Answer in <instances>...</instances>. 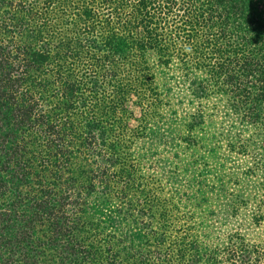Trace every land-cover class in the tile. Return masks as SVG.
Returning a JSON list of instances; mask_svg holds the SVG:
<instances>
[{
	"label": "rangeland",
	"instance_id": "374dc122",
	"mask_svg": "<svg viewBox=\"0 0 264 264\" xmlns=\"http://www.w3.org/2000/svg\"><path fill=\"white\" fill-rule=\"evenodd\" d=\"M18 1L0 4V47L6 46L13 55L17 46L29 53L26 58L34 63L25 87L41 95L40 108L48 112L64 147L71 150V164L58 162L62 166L57 179L41 173L42 161L47 160L46 168L54 167L55 143L26 137L33 171L19 185L22 203L6 201L0 206L13 218L9 238L18 245L2 248V255H11L20 264H190L185 244L192 242L202 258L199 264H205L204 254L212 250L219 254L232 232L239 245L264 256V114L256 123L233 115L217 87L211 86L201 98L195 96L191 80L197 82L204 75L194 66L219 59L210 46H200L195 53L196 47L177 42L171 29L170 44H159L166 52L163 57L148 50L143 59L153 75L149 87L126 95L121 105L109 91L102 96L80 84L87 85L84 75L95 58L89 57L93 45L76 44L80 32L73 27V11L65 12L60 0H20L28 11L17 15L7 5L15 8ZM239 2L264 31V0ZM9 14L15 19L4 18ZM169 21L171 26L180 24L175 15ZM198 34L211 36L205 30ZM65 36L71 44H64ZM164 60L166 66L161 65ZM86 61L89 66L80 72L78 62ZM75 81L80 87L77 98L72 91ZM92 109L106 132L105 143H98V159L107 164L108 158H117L114 165L110 159L105 178L93 189L88 187L93 172L82 153L80 130V112ZM259 110L264 113V103ZM63 188L73 200L79 196V207L72 200L59 215L61 222L68 220L73 226L70 248L64 237L51 246L46 212L35 220L34 229L25 227L36 208L34 201L25 205L28 198L51 204L55 199L58 206ZM230 208L234 214L226 211ZM23 229L32 234L26 231L24 236ZM185 247L181 257L179 250Z\"/></svg>",
	"mask_w": 264,
	"mask_h": 264
},
{
	"label": "trees",
	"instance_id": "16d2710c",
	"mask_svg": "<svg viewBox=\"0 0 264 264\" xmlns=\"http://www.w3.org/2000/svg\"><path fill=\"white\" fill-rule=\"evenodd\" d=\"M3 1L0 0V4ZM60 3L65 12L73 11V27L80 32L76 44L93 45L90 52L93 54L89 57L95 59L84 75L88 77L87 85L80 82L85 89L102 96L105 94L103 92L109 91L121 105L124 104L126 95L145 92L153 78L143 60L145 54L148 50H155L159 58H162L166 52L159 44H170L167 40L170 41L169 31L173 29L178 35L175 37L177 42L194 45L195 53L200 51V46L209 45L211 54L219 58L210 64L194 66L204 75L197 82L191 80L196 86L193 92L195 96L201 98L211 86L217 87L225 95L233 115H241L246 122L256 123L264 114L259 110L264 103V41L261 38L264 31L260 29L262 24L258 20L244 13L239 0H60ZM7 6L17 15L28 11L23 10L20 0L15 8L10 4ZM175 11L178 12L177 15ZM171 15L177 17L179 26H171ZM4 18L14 20L15 16L9 14ZM21 26L23 21L19 20L18 27ZM199 30H205L208 35L213 30L216 33L204 37L198 34ZM230 38L232 42L229 41ZM65 39L67 41L64 44H71L68 37L65 36ZM80 49H83V45L79 46L78 50ZM15 51L18 53L13 55L6 46L0 47V206L6 201L7 204L22 203L19 185L23 181L27 182L33 171L25 147L26 137L33 135L34 139L55 143L54 167L50 166L48 169L44 165L47 160L44 163L42 161L39 165L41 173L48 172V175H56L57 179V171L62 166L58 162L64 159L67 160L64 166L71 164L68 156L71 155V150L64 147L63 138L59 136L48 112L40 108L41 95L25 87L27 71L34 62L26 58L29 55L26 49L17 46ZM11 55L14 59H11ZM163 62L161 65L166 66L167 61ZM88 66L89 61L78 62L80 72H84ZM247 85L253 92H249V87H244ZM72 87L70 92L72 89L77 98L80 89L78 82H72ZM104 102L100 101V104ZM80 115L83 117L80 122L82 153L92 168L93 175L88 187L93 189L95 183L99 182L98 179L105 178L110 159L114 165L117 158H108L107 164H101L97 148L99 142L105 143V129L99 125L94 109L86 114L80 112ZM73 129L71 126L70 130ZM188 141L192 143V140ZM48 147L51 149L52 145ZM66 190H61L58 206L55 205V199L51 204L49 200H37L35 197H29L25 203L28 205L30 201H34V208H37L26 219V229H34L35 220L46 212L49 243L53 247L57 246L56 242L62 237L66 239L69 248L73 245V226L69 225L68 220L61 222L59 218V215H63L62 210L64 211L67 202L73 200ZM78 197L72 201L77 207ZM226 211L234 214L232 208ZM11 220L13 218L9 212L0 208V264H20L13 256L2 255V248L11 250L18 245L9 238ZM26 231L23 232L24 236L32 234ZM185 246L191 252L190 264H199L202 258L198 255L196 245L187 242ZM185 251L186 247L182 248L179 255L184 257ZM89 254L91 253L87 255ZM204 257L205 264H259L264 260V256L255 250L239 245L238 237L232 232L225 236L219 254L212 250L204 254Z\"/></svg>",
	"mask_w": 264,
	"mask_h": 264
}]
</instances>
